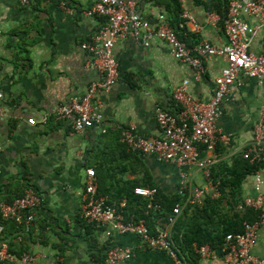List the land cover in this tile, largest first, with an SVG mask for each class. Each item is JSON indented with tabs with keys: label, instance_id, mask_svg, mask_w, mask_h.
<instances>
[{
	"label": "crops",
	"instance_id": "1",
	"mask_svg": "<svg viewBox=\"0 0 264 264\" xmlns=\"http://www.w3.org/2000/svg\"><path fill=\"white\" fill-rule=\"evenodd\" d=\"M127 1L134 3L147 26H155L157 14L167 17L165 9L153 0ZM63 2L68 9L61 7ZM93 3L94 0H30L27 7H21L16 0H0V92L4 96V115L0 117V201L11 202L29 187L42 198L28 228L0 218L4 226L0 240L16 256L31 253L37 264H104L111 247L130 249L131 257L121 264H173L166 254L148 249L136 235L106 237L101 227L80 218L86 170L101 166L118 173L126 167L123 179L143 178L166 196L177 193L179 174L183 172L191 186L207 188L209 181L203 171L194 167L140 154L144 169L139 165L137 168L128 158L129 150L119 146L123 144L120 136L132 126L144 138L160 137L155 113L157 109L176 111L172 100L176 86L188 80L189 94L208 100L226 59L212 58L206 63V72L195 79L194 69L173 59L167 45L156 38L149 47L129 38L118 41L113 54L119 78L110 92L97 97L102 119L77 134L69 122L55 118L54 110L71 98L81 97L88 85L100 78L99 72L88 66L90 56L80 48L104 21L85 15ZM211 4L210 0L183 1L182 10L193 19L180 17L183 37L194 36L189 44L193 40H206L215 46L225 44L221 21L213 24L208 19L211 13L219 16ZM240 17L255 28L248 50L264 55V27L252 17ZM194 25L199 29L195 30ZM263 108L264 80L258 83L239 75L216 121L225 140L218 143L214 166L231 163L254 146V127L261 117L264 125ZM29 119L35 125H29ZM208 155L200 152L201 158ZM261 156L264 163V141ZM260 170L264 174V167ZM254 194L251 174L242 182L241 195ZM251 253L264 259V225L257 232ZM180 257L182 264H233L220 255L200 258L184 253Z\"/></svg>",
	"mask_w": 264,
	"mask_h": 264
},
{
	"label": "built area",
	"instance_id": "2",
	"mask_svg": "<svg viewBox=\"0 0 264 264\" xmlns=\"http://www.w3.org/2000/svg\"><path fill=\"white\" fill-rule=\"evenodd\" d=\"M16 1L21 7H27L30 2V0ZM177 1L182 6L184 0ZM61 7L68 9L65 2L61 3ZM85 15L104 19L98 31L80 45V48L90 56L88 66L94 67L99 72L100 78L92 81L81 97L71 98L54 110L55 118L69 122L77 134H83L99 124L102 119L101 105L97 97L99 93L110 92L119 78V66L113 54V48L118 41L129 38L144 47H149L151 41L156 38L167 45V50L173 59L194 69L195 79L201 78L206 72V63L212 58L226 59V65L214 79V88L208 100L192 97L188 91V80L176 86L172 93L176 111L167 112L157 109L155 113V120L161 130L160 137L144 138L137 134L132 126L123 130L120 136L121 143L130 150L142 155L155 156L161 161L203 171L209 181L207 188L191 186L188 175L184 172L179 174L177 193L184 197L185 204L202 207L204 198L208 194L207 190L212 199L217 198L219 192L216 184L211 181L210 171L218 160L216 155L218 143L225 140V136L216 128V121L221 114V105L228 95L230 86L239 75L253 78L258 83L264 80V55L254 54L248 50L250 35L255 28L244 22L240 15L252 17L260 27H264V0H230L223 20L215 13L208 15V19L213 24L220 21L222 23L221 28L226 42L219 46L200 40L194 47H189L183 38H179L164 14L155 15V26H147L135 10L132 1L94 0ZM181 17L193 20L186 11H182ZM194 29L198 30L199 27L194 25ZM3 98L0 92V117L4 115L1 105ZM42 122L45 123L46 118H43ZM27 123L35 125L33 119H29ZM263 126V117H261L254 127V146L242 154V157L250 163H259L262 160ZM202 151L209 155L201 158ZM252 176L255 194L243 197L237 208L240 212L252 209L258 214L254 221L243 222L241 232L227 234L221 250L223 258L233 264H264V259L251 253L257 232L264 225V174L259 169L252 173ZM133 192L148 200L146 203L148 210L160 209L158 203H153L157 189L137 186ZM41 203V196L29 187L20 197L9 203L0 201V218L3 221L21 223L28 228L34 221ZM124 206V203L120 205L121 208ZM174 206L167 220L151 233L144 219L126 221L122 210L116 211L97 194L94 169L89 168L86 170L79 215L82 220L101 227L106 237L136 235L148 249L166 254L173 264H182L170 241L172 226L182 210L180 204ZM3 231L4 226L0 223V235ZM193 247L200 258L218 256L217 251L208 245ZM130 257V249L111 247L105 254L104 264H121ZM0 264H37V260L31 253L16 256L9 250V245L0 240Z\"/></svg>",
	"mask_w": 264,
	"mask_h": 264
},
{
	"label": "trees",
	"instance_id": "3",
	"mask_svg": "<svg viewBox=\"0 0 264 264\" xmlns=\"http://www.w3.org/2000/svg\"><path fill=\"white\" fill-rule=\"evenodd\" d=\"M153 1L165 9L168 21L179 38H183L189 47H194L199 41L193 40V43L189 44V39L194 36L189 34L187 37H183L185 31L180 29V17L183 11L181 4L177 0ZM210 1L220 19L223 20L227 13L229 0ZM102 22L104 23V21ZM175 109L177 108L175 107ZM119 146H122V150L125 148L129 150L128 158L133 160L137 168L139 165L144 169L139 152L128 149L125 144ZM263 164L262 160L259 163H250L240 154L231 163L213 166L210 171V178L216 184L219 196L212 199L207 194L200 208L185 204L184 197L178 193L166 196L157 189L153 182L144 181L143 178L123 179L122 172L126 170V167H123L121 171L118 170V173H110L109 170L96 166L94 173L97 179L98 195L103 197L106 203L114 207L116 211L122 210L126 221L144 219L151 233L155 232L156 227L167 220L173 207H175L174 205L180 204L182 206L181 213L170 232V241L179 257L184 253L190 256L197 255L194 252V245L198 247L208 245L216 250L218 255L222 256L221 250L225 236L241 232L243 222L254 221L258 214L252 209L240 212L237 205L242 202L241 185L243 180L256 170L262 169ZM132 169H135L133 165ZM137 186L157 189L153 203H158L160 209L148 210L146 208L148 200L135 195L133 192ZM122 203L125 204L123 208L120 207Z\"/></svg>",
	"mask_w": 264,
	"mask_h": 264
}]
</instances>
